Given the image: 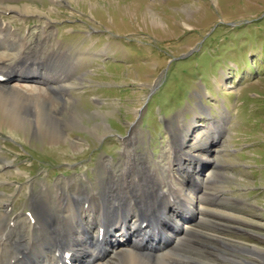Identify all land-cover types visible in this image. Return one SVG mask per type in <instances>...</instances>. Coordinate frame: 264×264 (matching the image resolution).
Instances as JSON below:
<instances>
[{
  "label": "rangeland",
  "instance_id": "obj_1",
  "mask_svg": "<svg viewBox=\"0 0 264 264\" xmlns=\"http://www.w3.org/2000/svg\"><path fill=\"white\" fill-rule=\"evenodd\" d=\"M6 6L29 9L24 19L0 12L34 46L44 20H50L46 29L60 41L59 48L84 60L68 82L75 86L62 97H72L64 111L74 114L66 118L72 128L66 142L51 143L33 127L10 129L0 111V219L4 201L13 204L5 219L28 217L33 197L45 193L43 186L53 194L70 180L77 186L83 178L95 184L106 176L103 161L120 174L124 146L133 140L136 159L160 172L172 164L175 183L186 185L175 194L195 203L177 218L186 232L194 229L173 250L186 258L181 261L234 264L221 257L226 252L259 263L257 253L264 254V0H13ZM98 123L99 132L90 133ZM180 139L183 146L177 145ZM180 148L195 158H179ZM175 194L171 203L189 209ZM172 217L167 213L165 229ZM164 235L149 232L145 243L154 246L160 238L158 245L166 244ZM115 238L114 247L125 243Z\"/></svg>",
  "mask_w": 264,
  "mask_h": 264
},
{
  "label": "bare ground",
  "instance_id": "obj_2",
  "mask_svg": "<svg viewBox=\"0 0 264 264\" xmlns=\"http://www.w3.org/2000/svg\"><path fill=\"white\" fill-rule=\"evenodd\" d=\"M12 1L0 0V11H11L24 19L29 9L6 6ZM50 25V20H44L42 33L34 46L29 37L17 33L0 12V77L4 78H0V111L10 129L33 127L38 133L44 132L51 143L58 144L67 141L66 130L72 129L66 118L74 119L73 113L64 111L72 97L65 101L62 97L75 86L68 82L84 59L81 54L73 56L61 50L60 41L52 39V33L46 29ZM100 128L98 123L88 131L97 133ZM188 132L190 129L183 132V137ZM135 143L129 140L124 146L125 159L120 174L115 172L112 162L103 161L106 176L98 178L93 185L83 178L84 183L80 181L78 186L76 180L67 181L65 189L57 186L53 194L43 188L45 193L41 199L33 197L28 217L5 219L11 215L13 204L4 201L5 214L0 219V264H189L196 261L190 257L187 262L181 261L186 258L173 253L180 244L182 246L187 233L194 230L190 226L186 232L177 220L183 213L188 215L187 212L192 211L193 198L175 194L176 188L185 191L186 185L175 183L176 169L172 164L160 172V168L154 169L146 159L137 160ZM177 145L183 146L184 141L180 139ZM180 149L179 158L182 154L189 155ZM189 157L194 159L195 155ZM28 191L32 195V190ZM174 194L176 202L184 198L189 209L181 205L175 207L171 203ZM169 212L174 213L176 219L172 217L171 225L165 229ZM86 216L89 221L85 220ZM224 218L230 223L231 219ZM3 220L8 222L5 227ZM173 228L177 229L172 231ZM156 230L168 236L166 244L158 245L160 238L157 246L145 243L144 236ZM131 234H134L132 238ZM119 236L125 241L119 246L130 245L128 249L114 247V238ZM221 241L226 249L235 251L231 241ZM167 242L173 244L171 249ZM257 254L264 264V254ZM221 257L234 264H261L232 258L226 252Z\"/></svg>",
  "mask_w": 264,
  "mask_h": 264
}]
</instances>
